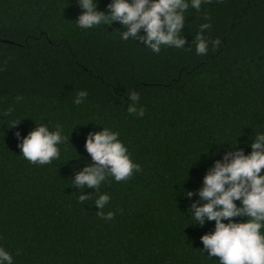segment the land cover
I'll list each match as a JSON object with an SVG mask.
<instances>
[{"label":"trees","instance_id":"16d2710c","mask_svg":"<svg viewBox=\"0 0 264 264\" xmlns=\"http://www.w3.org/2000/svg\"><path fill=\"white\" fill-rule=\"evenodd\" d=\"M107 2L97 8L107 11ZM81 11L76 0H0V245L13 264H217L199 239L214 221L192 223L188 206L212 162L230 147L249 152L264 129V0L190 9L185 48L159 53L121 41L119 22L77 27ZM204 12L219 43L197 55L191 41ZM130 88L142 117L126 111ZM80 89L87 96L75 105ZM35 122L63 125L60 155L48 164L20 155L15 133ZM102 124L141 165L126 180L101 183L110 220L70 185L91 162L85 134Z\"/></svg>","mask_w":264,"mask_h":264},{"label":"clouds","instance_id":"9594fccd","mask_svg":"<svg viewBox=\"0 0 264 264\" xmlns=\"http://www.w3.org/2000/svg\"><path fill=\"white\" fill-rule=\"evenodd\" d=\"M97 2L76 0L82 9L75 19L77 27L92 29L119 22L121 41H139L151 52L159 53L162 47L185 48L181 34L185 17L190 9L200 13L201 5L208 0H108L107 11L98 9ZM210 28L208 14L204 12L203 22L199 23L191 41L197 55H206L210 46L215 49L219 43L218 38L207 35ZM126 95L127 113L142 117L144 107L139 105V92L130 88ZM86 96L87 91L80 89L75 92L72 103L79 105ZM62 128L60 123L50 129L46 123L35 122V127L23 137L17 131L20 155L40 165L58 158L59 145L65 139ZM119 137L117 130L106 125L98 131H88L84 148L91 162L71 177L70 185L79 189L77 200L93 199L96 215L104 220H110L114 213L105 211L110 196L99 191L101 183L106 182L108 176L119 182L141 171V165L131 158L127 145ZM231 144L235 145L236 140ZM250 149L245 153L242 148L230 147L215 159L206 169L200 186L194 190L197 198L188 206L192 223L203 225L205 220L214 221L213 229L201 234L199 239L203 245L200 249L207 251V257L217 256V264H264V172L261 171L264 167V129L255 131ZM86 187L94 191L84 192ZM194 192L188 191L185 195L191 197ZM233 217L246 218L237 221ZM0 264H13L12 254L2 245Z\"/></svg>","mask_w":264,"mask_h":264}]
</instances>
